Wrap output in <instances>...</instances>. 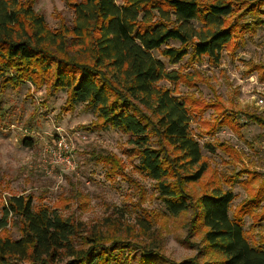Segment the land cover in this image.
I'll return each mask as SVG.
<instances>
[{"label":"trees","instance_id":"1","mask_svg":"<svg viewBox=\"0 0 264 264\" xmlns=\"http://www.w3.org/2000/svg\"><path fill=\"white\" fill-rule=\"evenodd\" d=\"M34 5V1L0 0V93L25 83L35 89L46 83V93L67 94L62 113L83 104L95 114L96 129L126 136L137 169L154 182L166 212L173 217L188 215L187 239L202 234L198 255L215 253L220 257L216 264H264V251L250 245L240 219L262 201L264 188L229 216L233 194L223 190L221 176L211 171L190 133L188 102L174 95V85L189 84L191 79L166 67L203 57L217 66L223 50L234 54L246 36L264 27V0H79L69 4L71 22L61 21L54 30ZM252 69L264 79L263 65ZM160 82L174 87H162ZM195 102L197 108L203 106ZM220 105L208 106L218 114ZM227 113L215 116L214 122L236 133L241 117L264 125L253 114ZM216 147L228 157L236 155L223 143L204 145L210 152ZM244 175L253 173L241 169L231 177ZM195 184L201 189L196 197L186 190ZM32 200L23 195L6 199L0 231L13 217L20 237L0 234V264L190 263L167 260L154 243L138 246L109 238L95 227L87 230L57 209H34ZM257 220L264 221V212ZM151 225L142 220L143 235Z\"/></svg>","mask_w":264,"mask_h":264},{"label":"rangeland","instance_id":"2","mask_svg":"<svg viewBox=\"0 0 264 264\" xmlns=\"http://www.w3.org/2000/svg\"><path fill=\"white\" fill-rule=\"evenodd\" d=\"M31 1L35 2L34 10L54 30L61 21L71 22L73 13L69 4L79 0H19ZM239 45L234 54H229V49L223 50L217 66L207 57L199 61L185 58L172 66L166 64L168 69L191 79L189 84L174 85V95L188 102L190 133L201 146L211 171L221 176L223 190L233 194L229 216L235 215L242 202L260 187L264 188V125L246 122L241 117L238 119L241 128L236 133L214 122L215 116L230 111L246 112L264 120V106L258 104V99L264 98V79L252 71L255 65L264 66V27L254 36H246ZM153 54L157 56V52ZM159 85L174 87L169 82ZM46 86L43 83L35 89L25 83L16 90L0 93V216L9 196H30L34 209L42 206L57 209L62 217L84 224L87 230L95 227L109 238L130 240L138 246L154 243L158 252L174 263L216 264L220 257L215 253L198 255L203 247L201 233L187 239L188 215L173 217L163 208L154 182L137 169L138 161L126 143V136L112 129H96L95 114L86 111L83 104H77L72 112L62 113L67 94L46 93ZM196 100L203 106L197 108ZM217 102L222 108L218 114L208 106ZM57 137L64 138L72 150L73 170L45 157V148ZM209 142L223 143L236 155L228 157L217 147L210 152L204 148ZM241 169L253 175L231 177ZM225 180L230 181L225 184ZM186 190L196 197L201 189L195 184ZM263 212L264 198L240 219L250 245L264 251V221L257 220ZM146 219L152 225L149 233L143 235L141 222ZM16 220L9 218L0 234L18 239L20 227Z\"/></svg>","mask_w":264,"mask_h":264},{"label":"built area","instance_id":"3","mask_svg":"<svg viewBox=\"0 0 264 264\" xmlns=\"http://www.w3.org/2000/svg\"><path fill=\"white\" fill-rule=\"evenodd\" d=\"M258 104L264 106V98L258 99ZM71 148L67 145L64 138L57 137L51 146H47L44 150L45 157L51 163L66 165L67 169H74Z\"/></svg>","mask_w":264,"mask_h":264}]
</instances>
